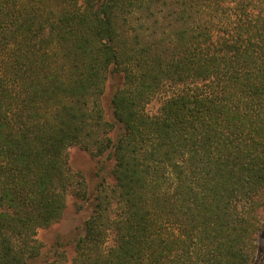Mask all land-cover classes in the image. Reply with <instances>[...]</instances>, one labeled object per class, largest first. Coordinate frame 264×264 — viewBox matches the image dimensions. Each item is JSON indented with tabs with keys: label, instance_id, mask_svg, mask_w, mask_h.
Returning <instances> with one entry per match:
<instances>
[{
	"label": "trees",
	"instance_id": "obj_1",
	"mask_svg": "<svg viewBox=\"0 0 264 264\" xmlns=\"http://www.w3.org/2000/svg\"><path fill=\"white\" fill-rule=\"evenodd\" d=\"M263 210L264 0H0V264H264Z\"/></svg>",
	"mask_w": 264,
	"mask_h": 264
},
{
	"label": "rangeland",
	"instance_id": "obj_2",
	"mask_svg": "<svg viewBox=\"0 0 264 264\" xmlns=\"http://www.w3.org/2000/svg\"><path fill=\"white\" fill-rule=\"evenodd\" d=\"M161 99L154 100L147 110L151 114H156L161 106ZM107 106V102H105ZM69 157L72 166L76 170H82L87 177L91 193L94 187L98 184L101 177L108 178V182H112L111 168L113 161H108L106 158L100 160H93L87 153L80 150L78 147L69 149ZM91 208L87 207L82 212L75 211V200L72 197L68 198V209L64 218L52 225L49 229H40L37 238L42 244H51L56 240H73L83 233V225L85 220L89 217ZM264 222V210H263ZM260 248L264 246V228L258 240Z\"/></svg>",
	"mask_w": 264,
	"mask_h": 264
}]
</instances>
